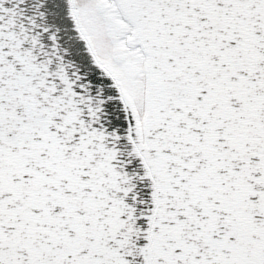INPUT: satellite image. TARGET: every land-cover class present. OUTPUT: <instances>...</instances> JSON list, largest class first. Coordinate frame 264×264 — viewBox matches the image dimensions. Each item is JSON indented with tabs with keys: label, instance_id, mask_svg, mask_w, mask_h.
<instances>
[{
	"label": "snow or ice",
	"instance_id": "1",
	"mask_svg": "<svg viewBox=\"0 0 264 264\" xmlns=\"http://www.w3.org/2000/svg\"><path fill=\"white\" fill-rule=\"evenodd\" d=\"M0 264H264V0H0Z\"/></svg>",
	"mask_w": 264,
	"mask_h": 264
}]
</instances>
